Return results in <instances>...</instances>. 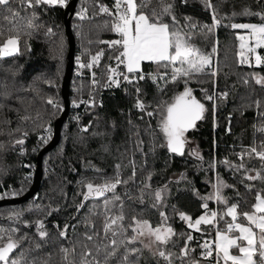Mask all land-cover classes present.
I'll return each instance as SVG.
<instances>
[{
    "label": "trees",
    "instance_id": "16d2710c",
    "mask_svg": "<svg viewBox=\"0 0 264 264\" xmlns=\"http://www.w3.org/2000/svg\"><path fill=\"white\" fill-rule=\"evenodd\" d=\"M165 3L172 6L171 14L163 18L165 22L173 25L174 17V28L186 34L193 47L211 56V66L205 73L187 78V84L183 78L177 83H165L154 82L152 76L167 71L165 79H170L171 67L164 69L144 62L145 79L104 89L109 67L117 66L118 62L112 58L117 49L101 41H112L119 36L111 30L113 18L100 12L99 6L113 7L114 0L77 1L70 20L75 55L69 99L71 106L87 96H92L93 102L78 116L70 111L61 128L59 143L42 159V179L36 195L23 203L0 207V229L15 228L16 237H27L13 252L14 257L19 259L23 252L27 261L34 264H65L61 248L75 246L78 261L82 244L91 247L100 242L99 239L87 241L84 234L93 230L102 235L104 201L113 198V193H106L105 197L84 201L83 194L87 191L84 184H102L119 172L128 183L116 189L121 200L116 202L114 213L120 211L122 203L128 218L125 223L138 215L157 226L162 219L160 213L164 212L166 223L175 233L172 238L175 243L167 247L173 253L172 264H193V261L216 264L215 253L209 258L202 255V245L214 239L216 225L202 224L201 230L196 231L180 219V214L190 216L194 222L201 215L216 211L218 226L223 230L226 221L231 220L224 215L228 206L236 204L238 215L251 211L256 196L264 193V161L255 154L248 155L251 147L261 150L259 146L264 143V133L260 132L264 127V85L256 84L253 79L254 74L264 76V65L239 63L236 36L241 31L230 27L231 23H260V17L241 13L245 8L264 11V0H165ZM11 7L20 17H30L35 12L36 23L41 27L33 30L31 36L21 32L19 51L0 58V199L20 197L31 186L36 155L52 138L53 123L62 109L60 86L67 50L63 28L65 6L28 8L21 0H13ZM9 15L0 9V46L9 36L16 35L4 18ZM213 15L219 16L221 25L208 32ZM49 28L53 34H48ZM99 52L103 55L92 75L86 67L77 73L78 58L87 63L89 56ZM120 68L121 72L126 71L124 65ZM214 70L215 77L208 74ZM246 79L248 83L244 82ZM185 86L192 89L206 108L204 118L186 133L194 140L199 155L191 154L187 146L183 155L169 152L160 130L163 105L184 91ZM215 92L222 96H217L214 103L206 96L213 97ZM49 98L58 106L48 104ZM138 99L143 102L144 110L136 107ZM149 112L153 115L149 116ZM46 127L49 134L38 139ZM18 139L24 143L17 144ZM241 163L244 168L237 167ZM133 170L135 177L130 179ZM257 173L261 176L247 178L252 174L256 177ZM216 181L227 185L223 193L227 204L205 199ZM145 184L149 187L145 188ZM157 189L163 190L159 201L154 196ZM82 202L84 207L78 209ZM205 203L208 209L203 207ZM90 209L100 214H90ZM37 222L44 225L42 230L47 233L44 238L39 235ZM89 222H94V229L86 227ZM241 222L247 223L242 217ZM65 226H68L66 237H61ZM185 244L189 248L187 256L182 251ZM137 255L139 264H168L163 258L149 254L147 249Z\"/></svg>",
    "mask_w": 264,
    "mask_h": 264
},
{
    "label": "snow or ice",
    "instance_id": "6c2138e0",
    "mask_svg": "<svg viewBox=\"0 0 264 264\" xmlns=\"http://www.w3.org/2000/svg\"><path fill=\"white\" fill-rule=\"evenodd\" d=\"M259 2V0H258ZM13 0H0V9L10 13L4 18L12 25L10 31L16 32V35L9 36L6 41L0 46V57H9L19 51V36L23 32L25 35L31 36L33 30L41 27L36 23L37 15L35 12L30 17H20L17 10H14L11 5ZM22 4H26L28 8H37L41 5L48 6H66V0H21ZM209 7L212 5L209 3ZM86 11V10H85ZM99 11L113 17L111 22V30L114 31L119 39L112 41H101L107 43L110 47L116 48V55L112 58L117 60V68L120 64L124 65L126 73L118 72L117 68L109 67L110 73L108 80L109 85L119 86L118 76H123V80L132 83L133 80H143L145 75L142 71L143 62L155 63L158 67L168 69L171 67L170 79L168 72L165 71L160 75H153L154 82L164 80L165 83H177L182 78L187 84V78L197 74L205 73V70L212 64L210 55L202 53L199 49L193 47L189 43L188 36L174 28L175 18L173 17V25L165 22V15L172 12L171 4L165 3V0H114V11L109 7L101 4ZM235 15V13L233 14ZM241 15H250L260 17V23H231L232 29L244 30L246 34H238L236 39L239 41V63L252 66L254 59L255 66L264 65V55L258 53V49H264V11L257 12L250 8H245ZM83 13L80 19H84ZM221 25V19L218 15H213L212 26L207 28L211 32L213 28ZM48 34H53L52 29H47ZM2 34V33H0ZM63 45L59 46V51L62 53ZM215 51V49H213ZM103 52H99L91 56L90 63H80V67L92 68L98 64ZM79 62V58H78ZM129 74H132L131 76ZM215 77L216 71L208 73ZM255 83L264 85V76L253 75ZM93 85L96 81L93 74ZM248 83L246 79L244 81ZM207 91V90H205ZM137 92L140 89L137 88ZM207 99H213L212 96H206ZM48 104L57 107L53 99L49 98ZM81 103H91V101H81ZM259 107V101L256 102ZM136 107L144 110V104L139 99ZM206 111L205 105L193 96L192 89L185 86L184 91L174 96L170 103L165 102L163 105V116L160 123V130L166 141V147L169 152L183 155L185 144L188 142L186 133L196 126L197 121L204 118ZM149 116L153 113H147ZM87 131V128L83 129ZM50 131V130H49ZM260 132L264 133V127L260 128ZM17 144H23V139H18ZM257 150L256 147H251L248 150V155L251 157L255 154L260 161H264V143ZM199 158V157H198ZM243 159V156L241 157ZM119 168V166H117ZM238 168H244L241 163ZM261 176L257 173L256 177L248 176V179H255ZM135 177L133 170L132 177ZM149 179L151 177L149 176ZM128 181L122 180L119 172L111 179H106L104 183L94 185L91 182H86L84 186L87 191L83 194V200L87 201L90 198L99 199L105 197L106 193H113L111 200L104 201V224L102 235L100 232L90 230L84 234L87 241L99 239V243H94L91 247L88 244H82L83 251L80 253V259H75V246L71 248H61L64 254L63 259L65 264H139L138 253L147 249L154 256L163 258L168 264H172L173 253L167 250L170 243L174 244L172 239L175 236L173 228L166 223L167 217L164 212L160 213L161 222L157 226H153L148 219H144L138 215L132 216L128 223V219L123 211V204H119L120 211L114 213L113 208L116 207V202L121 200L119 195H116V189L120 184H127ZM145 188L149 185L145 184ZM221 187H227L222 181H218L215 199L218 202L227 204L228 201L221 195ZM162 189L154 191V196L157 201L161 200ZM143 193V189H141ZM130 195V194H129ZM2 198V197H0ZM206 197L205 199H211ZM111 205V207H110ZM82 202L77 206L78 209L83 208ZM208 209V204L203 205ZM90 214L99 215L95 209H90ZM225 216L231 217L230 221H226V227L221 230L217 223L218 213L211 211L210 214L201 215L198 219L192 222V218L183 213L180 214V219L187 221L190 228L200 231L202 224L216 225V234L214 239L209 242L205 241L202 245L205 258L212 257L215 253L216 264H264V193L256 196V203L251 211H245L238 215V206L231 204L227 207ZM241 217L243 221L241 222ZM39 235L44 238L47 233L43 231L44 225L42 222H37ZM67 227L60 232L61 237H66ZM86 227L95 228L94 222H89ZM17 229H0V264H34L28 262L24 253H20V258L14 257L13 252L21 245L24 237H16ZM234 233L238 235H233ZM192 239L191 235L187 240ZM132 245L133 247H129ZM141 245L142 247H136ZM39 247V245H37ZM121 249L123 251L121 252ZM236 249V252H233ZM185 256L189 252L187 244L182 249ZM136 259H131V257ZM91 257V259H89ZM193 264L198 262L193 261Z\"/></svg>",
    "mask_w": 264,
    "mask_h": 264
},
{
    "label": "water",
    "instance_id": "95a60500",
    "mask_svg": "<svg viewBox=\"0 0 264 264\" xmlns=\"http://www.w3.org/2000/svg\"><path fill=\"white\" fill-rule=\"evenodd\" d=\"M78 0H68L63 10V28L67 41L65 71L63 80L60 86V97L62 101V109L60 115L53 123L52 138L50 141L37 153L35 170L32 178V183L29 190L20 197H12L7 199H0V207L7 205H16L23 203L34 197L39 190L42 179V159L49 151H51L60 141V131L64 121L70 113V99H69V84L74 71V55H75V40L71 31L70 20L74 14ZM198 124V121L196 125ZM196 127V126H195ZM194 127V128H195ZM192 128V129H194ZM190 129V130H192ZM189 130V131H190ZM187 143L184 147V153ZM177 155V154H176Z\"/></svg>",
    "mask_w": 264,
    "mask_h": 264
},
{
    "label": "rangeland",
    "instance_id": "374dc122",
    "mask_svg": "<svg viewBox=\"0 0 264 264\" xmlns=\"http://www.w3.org/2000/svg\"><path fill=\"white\" fill-rule=\"evenodd\" d=\"M108 47H110L109 46V44H107V43H105ZM2 46V45H1ZM0 58H2V57H0ZM100 61V60H99ZM91 62V56H89L88 57V60H87V63H90ZM80 63H82L80 60H79V62H77V69H78V71H77V73H81V71H82V69H84L85 67H80ZM99 63V62H98ZM122 65L123 64H120L119 65V67L117 68V66H114V67H112V68H117V71L118 72H121V68L120 67H122ZM245 65H248V64H245ZM97 66V64L96 65H94L92 68H87L86 67V69L88 70V72L90 73V71H91V75H92V71H93V69H94V67H96ZM249 66V65H248ZM215 68V67H214ZM215 71V70H214ZM123 73V72H122ZM109 77V76H108ZM117 79L119 80V86H116V85H111V86H108L109 85V80L107 79V81H106V83H105V85H104V87H120V86H122V84L125 82V83H127V84H130V83H128V82H126V81H124L123 80V76H118L117 77ZM135 81L136 80H133V82L132 83H135ZM192 93H193V91H192ZM193 96H195L194 95V93H193ZM91 99H92V96H91ZM93 100V99H92ZM93 102V101H92ZM92 105V104H91ZM50 129H49V127H46L44 130H43V132L39 135V137H38V139H43L44 137H47V135L49 134V131ZM186 138H187V147L190 149L189 151H190V153L191 154H193V155H199V151L196 149V145H195V142H194V140H192V139H189L187 136H186ZM250 176H253L254 177V175L252 174V175H250ZM217 184H218V182L216 181V182H214L213 183V185H212V189H211V192H210V194H208V196L207 197H212L211 199H208V200H213L214 202H218L216 199H215V196H214V194H215V192H216V186H217ZM225 185V184H224ZM224 190H225V187H221V189H220V193H221V195L223 196V193H224ZM233 235H238V234H233ZM148 251V253L149 254H151V255H153L152 254V252L151 251H149V250H147ZM237 250L236 249H233V252H236Z\"/></svg>",
    "mask_w": 264,
    "mask_h": 264
},
{
    "label": "built area",
    "instance_id": "2783aa9c",
    "mask_svg": "<svg viewBox=\"0 0 264 264\" xmlns=\"http://www.w3.org/2000/svg\"><path fill=\"white\" fill-rule=\"evenodd\" d=\"M109 9L112 10V11H114V6L113 7H109ZM124 73H126V71ZM89 74L91 75V71H90ZM106 88L107 87H104V89H106ZM111 88H113V86L112 87H108L107 89H111ZM217 96H222V94L221 93H216V92L214 93V95H213V101H214V103L216 102V97ZM81 101H85V102L91 101V103H81ZM91 104H92V99H91L90 96H87L85 98H81V99L77 100L76 102H74V104L72 106L70 105V111L72 110V113L74 115H77L78 116L81 113H83L88 107H90ZM238 155H239V158H241L243 156L242 153H239Z\"/></svg>",
    "mask_w": 264,
    "mask_h": 264
},
{
    "label": "crops",
    "instance_id": "0c3cea01",
    "mask_svg": "<svg viewBox=\"0 0 264 264\" xmlns=\"http://www.w3.org/2000/svg\"><path fill=\"white\" fill-rule=\"evenodd\" d=\"M237 30H240V31H241L240 34H246V33L244 32V30H241V29H237ZM258 53L261 54V55H264V49H258ZM143 63H144V62H143ZM252 65L255 66L254 59L252 60ZM255 67H257V66H255ZM234 234H236V233H234Z\"/></svg>",
    "mask_w": 264,
    "mask_h": 264
}]
</instances>
